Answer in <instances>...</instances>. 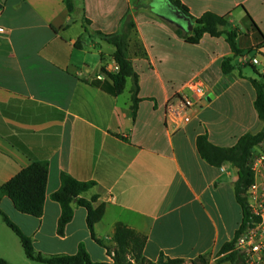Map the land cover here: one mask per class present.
<instances>
[{
  "label": "crops",
  "instance_id": "crops-1",
  "mask_svg": "<svg viewBox=\"0 0 264 264\" xmlns=\"http://www.w3.org/2000/svg\"><path fill=\"white\" fill-rule=\"evenodd\" d=\"M178 1L193 18L206 12L224 16L225 30L238 33L237 48L252 50L264 70V0ZM73 2L72 16L63 0H0L5 29L0 35V187L32 161L48 163L40 218L19 213L5 196L0 210L37 252L74 255L83 245L93 262L111 263L90 236L84 208L74 206L64 235H57L60 206L51 195L64 173L95 183L82 197L97 196L105 205L94 230L107 246H113L114 226L122 223L146 237L143 255L152 262L161 256L190 262L214 255L242 221L237 176L228 163L216 168L201 159L196 138L206 134L211 144L232 147L243 134L262 128L250 82L256 77L238 68L241 58L233 57L224 36L186 43L176 33L187 31L180 27L184 22L167 0ZM158 2L167 14H158ZM130 22L128 54L140 100L134 120L131 80L126 94V86L117 96L106 90L112 82L101 68L116 72L114 47L96 35L128 30ZM78 40L81 48L75 47ZM227 57H233L235 68L223 74ZM193 80L206 95L189 122L172 130L165 123L167 103L178 93L192 98L187 85ZM18 241L0 216V258L36 264L21 257Z\"/></svg>",
  "mask_w": 264,
  "mask_h": 264
},
{
  "label": "trees",
  "instance_id": "trees-1",
  "mask_svg": "<svg viewBox=\"0 0 264 264\" xmlns=\"http://www.w3.org/2000/svg\"><path fill=\"white\" fill-rule=\"evenodd\" d=\"M167 1L171 6L191 19L193 27L190 32L176 29V33L182 36L186 43L196 45L204 35L216 38L224 36L233 57L243 54L236 46L237 31L225 30L227 20L224 16L206 12L198 18H193L178 0ZM63 2L68 13L72 16L75 15L77 10L73 0H63ZM154 5L156 7L157 4ZM85 23L89 24V20L84 19ZM253 25L255 26L254 23ZM131 28H133V24L130 22L128 30H122L119 33L111 35L101 33H96V35L114 47L112 59L118 68L115 73H109L104 68H101V72L112 82L111 86L106 90L114 96L120 95L125 89L127 80H131L130 109L132 120H134L140 100L137 98L138 76L133 69L128 54ZM84 30L88 33L86 27H84ZM81 43V40H78L75 43V47L81 48ZM139 54L142 55L141 50H139ZM233 57L223 59L221 64L223 74H228L235 68L232 65ZM254 73L256 78L250 79L252 87L255 90L253 106L259 121L262 123V128L255 133L248 132L243 134L232 147L215 146L208 141L206 134L199 135L196 138V148L201 159L216 168H220L223 164L228 163L233 167L237 176L234 191L236 201L242 209V221L239 228L235 231L232 240L226 242L220 248L218 256L226 254L223 256L222 261L234 262L238 258L241 263L240 257L233 252V246L236 238L242 233L248 222L249 215L245 204V191L252 182V173L249 167L250 157L255 146L264 139V76L256 71ZM47 176L48 163L44 161H32L27 167L20 170L13 178L0 187V199L5 196L12 202L15 210L19 213L40 218L43 214ZM94 185V182H81L67 174H61L60 188L51 195V199L60 206L56 233L60 237L64 235L66 225L73 218L74 206L84 208L86 210V225L92 240L98 246L105 249L107 256L112 262H93L83 245L79 246L74 255H47L37 252L33 247L32 240L23 234L0 210L2 220L18 237L24 255L28 260L36 264H186L183 259H169L164 256H161L156 262L146 259L143 255L146 237L122 223H117L114 226L113 246H107L95 234L94 230L95 225L101 221L104 215L105 205L98 203L97 196H92L89 200L82 197ZM207 255H201L198 259H201L203 264H207ZM0 264L8 263L0 258Z\"/></svg>",
  "mask_w": 264,
  "mask_h": 264
},
{
  "label": "built area",
  "instance_id": "built-area-1",
  "mask_svg": "<svg viewBox=\"0 0 264 264\" xmlns=\"http://www.w3.org/2000/svg\"><path fill=\"white\" fill-rule=\"evenodd\" d=\"M4 33V27L0 26V35ZM253 61L256 62V59ZM187 89L192 93V98L178 93L167 103L165 123L172 130H178L189 122L193 108L206 95L202 84L197 80L191 81ZM249 167L252 182L245 191L248 222L236 238L233 252L240 257L241 264H264V139L253 149Z\"/></svg>",
  "mask_w": 264,
  "mask_h": 264
},
{
  "label": "rangeland",
  "instance_id": "rangeland-1",
  "mask_svg": "<svg viewBox=\"0 0 264 264\" xmlns=\"http://www.w3.org/2000/svg\"><path fill=\"white\" fill-rule=\"evenodd\" d=\"M159 1V0H156ZM160 2H158V4L156 5L157 8ZM161 13H166L167 14V10L163 9V8H159L158 9V14ZM83 36L85 35V33L82 34ZM85 37V36H84ZM241 61L238 65V68H240L241 70H243L244 73L249 74L250 76L256 77L254 71L258 72L260 75L264 76V70L263 68H261L262 66L259 64L257 65L258 62H254L253 60L256 59V56L252 53V50H248L247 54L243 53L241 56ZM258 71H257V70ZM128 86L129 84L126 85V91L124 94H126L127 90H128ZM18 249L19 252L21 253V257L24 259L25 256L23 254V251H21V247H20V243L18 241ZM219 252V251H218ZM218 252H216L214 255L208 254L206 256L207 259V264H241L238 260V258L234 261V262H230V261H222L223 256H225L226 254L223 255H219L218 256ZM25 260V259H24ZM186 264H203V261L201 259H194L190 262H186Z\"/></svg>",
  "mask_w": 264,
  "mask_h": 264
},
{
  "label": "water",
  "instance_id": "water-1",
  "mask_svg": "<svg viewBox=\"0 0 264 264\" xmlns=\"http://www.w3.org/2000/svg\"><path fill=\"white\" fill-rule=\"evenodd\" d=\"M1 9H2V4L0 3V10ZM174 11H175L174 15L176 16V18L178 20H181L182 22H184V26L180 25V27H184L185 30L191 31L192 27H193L191 19L189 17L185 16V15H182L179 10H174ZM211 97L212 96H210V95L208 96L209 99Z\"/></svg>",
  "mask_w": 264,
  "mask_h": 264
},
{
  "label": "flooded vegetation",
  "instance_id": "flooded-vegetation-1",
  "mask_svg": "<svg viewBox=\"0 0 264 264\" xmlns=\"http://www.w3.org/2000/svg\"><path fill=\"white\" fill-rule=\"evenodd\" d=\"M174 10H175V9H173V11H172L173 13H175V11H174ZM180 13H181L182 15H184V14H183L181 11H180Z\"/></svg>",
  "mask_w": 264,
  "mask_h": 264
}]
</instances>
